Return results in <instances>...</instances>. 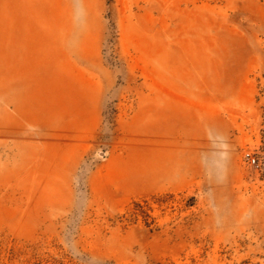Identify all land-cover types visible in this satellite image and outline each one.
<instances>
[{"label": "rangeland", "instance_id": "374dc122", "mask_svg": "<svg viewBox=\"0 0 264 264\" xmlns=\"http://www.w3.org/2000/svg\"><path fill=\"white\" fill-rule=\"evenodd\" d=\"M0 264H264V0H0Z\"/></svg>", "mask_w": 264, "mask_h": 264}, {"label": "built area", "instance_id": "2783aa9c", "mask_svg": "<svg viewBox=\"0 0 264 264\" xmlns=\"http://www.w3.org/2000/svg\"><path fill=\"white\" fill-rule=\"evenodd\" d=\"M246 160L251 165L256 164V159L254 157H252L250 154H246Z\"/></svg>", "mask_w": 264, "mask_h": 264}, {"label": "bare ground", "instance_id": "6f19581e", "mask_svg": "<svg viewBox=\"0 0 264 264\" xmlns=\"http://www.w3.org/2000/svg\"><path fill=\"white\" fill-rule=\"evenodd\" d=\"M101 157H103V154L101 153Z\"/></svg>", "mask_w": 264, "mask_h": 264}]
</instances>
